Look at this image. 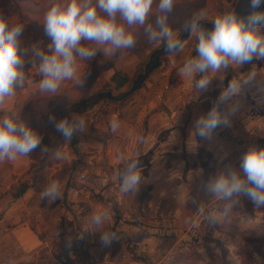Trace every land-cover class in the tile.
Masks as SVG:
<instances>
[{"label": "rangeland", "instance_id": "374dc122", "mask_svg": "<svg viewBox=\"0 0 264 264\" xmlns=\"http://www.w3.org/2000/svg\"><path fill=\"white\" fill-rule=\"evenodd\" d=\"M27 2L39 12L25 15L24 20L18 16L12 24L25 25L22 48L35 44L46 50L49 41L39 25L50 0ZM236 2L215 0L205 7V19L212 21ZM195 7L199 0H178L168 15L178 36ZM157 14L153 7L152 22ZM30 33L33 39L27 36ZM134 35L136 43L130 49L114 56L101 52L94 61H79L82 86L65 81L55 96L38 92V65L31 53L25 58L33 61L25 66V86L3 109L16 111L44 137L42 147H58L64 158L57 160L53 153L37 149L27 157L0 163V264H232V260L264 264L262 241L248 242L264 237V208L256 209L241 196L228 218L209 227L207 213L222 208L223 203L203 191V182L219 168L227 164L239 168V157L249 144L264 147V105L248 94L230 127L218 128L211 141L195 137L194 120L210 109L222 86L214 79L209 90L199 94L193 81L181 75L184 60L196 54L191 34L184 49L164 56L162 66L125 100L105 99L89 111L71 112L69 116H81L88 127L76 132L70 144L49 122L50 115L63 118V109L89 95L102 91L117 95L130 88L150 54L163 45L150 43L143 29ZM250 69L264 82V61H253L243 68H229L223 86ZM112 120L120 123L115 133L110 130ZM119 154H138L144 180L137 193L120 191L118 174L124 162ZM53 179L60 182L64 195L49 204L41 200L40 193ZM23 181L30 183L28 196L25 201L24 196L14 200L12 186ZM12 204L17 208L8 212ZM100 209L110 213L104 228L118 234L110 246L101 244V233L90 225ZM22 223L28 231L24 243L12 234ZM68 240H72L70 248L65 245Z\"/></svg>", "mask_w": 264, "mask_h": 264}, {"label": "clouds", "instance_id": "9594fccd", "mask_svg": "<svg viewBox=\"0 0 264 264\" xmlns=\"http://www.w3.org/2000/svg\"><path fill=\"white\" fill-rule=\"evenodd\" d=\"M176 2L50 0L43 16L44 35L49 41L46 50L35 45L22 48L25 25L10 23L8 17L0 12V163L27 157L37 149L45 154L53 153L57 160L64 158L58 147H42V135L16 111L3 109L6 101L14 98L17 91L25 86L26 63L34 61L38 65L41 76L38 92L55 96L65 81L82 86L83 81L78 75L79 61H94L101 52L105 56H114L134 47V32L137 30L143 29L150 43H162L167 53L180 52L185 44L168 22V15ZM154 4L158 14L152 22ZM262 4L264 0H250L247 15L238 14L235 8L220 13L211 21V28L202 23L203 11L194 13L183 25V31L195 37L196 54L184 60L179 69L181 75L193 81L199 94L207 92L214 79H219L222 86L210 109L193 122L192 134L201 140L211 141L218 128L230 127L232 118L242 107V98L248 94L258 105H264V82L255 70L233 77L223 86L224 74L229 68H243L244 65H252L253 61H264ZM29 53L33 61H26ZM49 122L67 144L76 132H85L88 127L86 120L75 114L61 119L50 115ZM119 127L118 120L110 122L113 133ZM118 158L124 162L118 174L121 193H137L144 180L138 154L136 157L119 154ZM203 191L223 203L222 208L207 213L209 227H215L228 218L241 196L247 197L256 209L264 208V147L249 144L239 157V168L232 164L219 168L203 182ZM63 195L60 182L53 179L44 187L40 198L52 204L61 200ZM192 202L197 204L196 200ZM198 211L203 213L204 209L198 205ZM109 219V211L100 209L90 220V225L101 233L103 246H110L113 240L119 239L116 232L104 228ZM71 244L72 240L65 242L66 247L70 248ZM204 259L207 260L206 254ZM256 259L259 261L260 257ZM231 262L237 264L235 260Z\"/></svg>", "mask_w": 264, "mask_h": 264}, {"label": "trees", "instance_id": "16d2710c", "mask_svg": "<svg viewBox=\"0 0 264 264\" xmlns=\"http://www.w3.org/2000/svg\"><path fill=\"white\" fill-rule=\"evenodd\" d=\"M178 2V0H177ZM176 2V4H177ZM215 0H199V7H195L196 11L193 12L197 13L200 11H203L205 13V16L207 15V11L205 10V7L209 4L214 3ZM158 3V0H157ZM154 9L156 10V5H153ZM0 12H3L9 19L10 23H13L14 18L18 17L20 20H24L23 17L25 15L27 16H33L39 12L38 7H32L27 0H0ZM18 19V21H19ZM205 19V17H204ZM206 20V19H205ZM39 23V22H37ZM38 26V25H37ZM41 27H43V23H40ZM26 32V30H25ZM26 34V33H25ZM27 36L31 39H33L35 36L33 33L27 34ZM34 36V37H33ZM27 37V38H28ZM35 45V44H34ZM108 91H102L98 93H94L92 95H89L85 99H82L80 101L74 102L72 105L66 107L61 111V115L64 117H69V114L71 112L81 113L86 112L95 107L98 103L105 100V98L101 97V94ZM43 141H45L44 137H42ZM46 142V141H45ZM30 188V183L27 181L20 182L18 185L12 186V197L17 200L20 199ZM250 243H253L254 241H262V244H264V237L256 236L255 238L248 239ZM213 242H216L218 246L221 248V243L218 239H214Z\"/></svg>", "mask_w": 264, "mask_h": 264}, {"label": "water", "instance_id": "95a60500", "mask_svg": "<svg viewBox=\"0 0 264 264\" xmlns=\"http://www.w3.org/2000/svg\"><path fill=\"white\" fill-rule=\"evenodd\" d=\"M249 3H250V0H237V2L235 3L233 8H235V10L237 11L238 14L247 15V13L250 11ZM260 8H261V10H264V4H262L260 6ZM202 23L207 28H211L213 26L212 22L208 21V20H203ZM189 36H190V34H188L187 31L184 32L183 28H182V31H181L179 38L185 43L186 40L189 38ZM167 54H169V53L166 52L163 45L161 47L155 49L150 54L149 60L147 61V63L144 66V71L137 75V77L132 81V84L127 91L122 92V93L117 94V95H114L111 91H108V92L102 93L101 97L108 99L110 101H123V100H125L130 95L135 93L144 84V82L149 78V76L155 70L159 69L162 66V64H163L162 58L164 56H166Z\"/></svg>", "mask_w": 264, "mask_h": 264}, {"label": "crops", "instance_id": "0c3cea01", "mask_svg": "<svg viewBox=\"0 0 264 264\" xmlns=\"http://www.w3.org/2000/svg\"><path fill=\"white\" fill-rule=\"evenodd\" d=\"M24 200L23 201H25V199L27 198V194L25 193L24 195ZM22 196V197H23ZM21 197V198H22ZM20 198V199H21ZM14 199V198H13ZM20 199H18V200H20ZM15 200V199H14ZM15 206H17V204H12V205H10V206H8L9 207V210H8V212H10V211H12V210H16V208L17 207H15ZM7 207V208H8ZM22 208H24V207H22ZM8 214V213H7ZM11 216H14V215H11ZM25 229H27V224H25V223H22V224H18V225H16L14 228H13V230H12V234H14L16 237H17V239H19L20 241H21V243H24V239H25V237H27L28 236V231L27 230H25Z\"/></svg>", "mask_w": 264, "mask_h": 264}]
</instances>
